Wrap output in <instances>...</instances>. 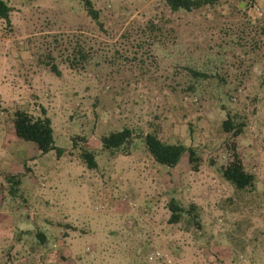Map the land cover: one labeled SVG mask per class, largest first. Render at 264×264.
<instances>
[{"label":"rangeland","instance_id":"obj_1","mask_svg":"<svg viewBox=\"0 0 264 264\" xmlns=\"http://www.w3.org/2000/svg\"><path fill=\"white\" fill-rule=\"evenodd\" d=\"M4 1L0 264H163L157 251L173 264H264V0L199 12L90 0L96 17L82 0ZM79 48L89 60L69 68ZM17 110L50 118L51 149L15 135ZM227 118L242 124L236 151L254 174L244 188L222 175ZM124 127L127 144L102 146ZM147 132L186 151L160 163ZM6 174L19 177L17 191Z\"/></svg>","mask_w":264,"mask_h":264},{"label":"trees","instance_id":"obj_2","mask_svg":"<svg viewBox=\"0 0 264 264\" xmlns=\"http://www.w3.org/2000/svg\"><path fill=\"white\" fill-rule=\"evenodd\" d=\"M84 6L88 12L94 17L97 16V11L93 9L90 0H82ZM166 6L172 11H186V12H199L206 7H213L218 4L219 0H162ZM250 2H256V0H250ZM11 7L4 1L0 0V18H9ZM77 54H73L71 57H67V64L69 68L75 69L78 66H84L85 62L89 60L86 51L82 49H76ZM50 69L59 74V70L53 63ZM192 72V70H190ZM199 73L198 71H194ZM44 112V111H43ZM14 133L19 138L24 140L33 141L40 152H46L53 146V129L51 126V120L47 116L34 117L33 115L17 110L15 112ZM224 130L230 132L231 135L226 141V147L229 152V160L222 166V175L237 188H244L248 185H252L254 174L245 169V164L242 157L236 151V137L242 129V124H236L230 118L224 120ZM133 135V129L124 127L122 130L111 132L107 136L102 138V146L107 149H118L122 145L127 144ZM144 141L148 151L154 160L166 164L168 166L174 165L181 154L186 151L185 147L181 144H168L161 141L154 133L147 132L144 135ZM60 155L61 149L57 150ZM188 160L193 162V168H198V156L194 150H187ZM79 158L87 164L89 168L96 166L94 152L90 149H82L79 153ZM5 179L12 185V191L15 192L18 189L20 179L17 175L6 174ZM168 207L171 211V215L168 219L170 223H176L180 219L181 206L177 201L171 199L168 203ZM42 240L44 237L42 236Z\"/></svg>","mask_w":264,"mask_h":264},{"label":"built area","instance_id":"obj_3","mask_svg":"<svg viewBox=\"0 0 264 264\" xmlns=\"http://www.w3.org/2000/svg\"><path fill=\"white\" fill-rule=\"evenodd\" d=\"M155 257L157 259H161V263L163 264H173L172 261H171V258L167 255V254H161L160 252H155Z\"/></svg>","mask_w":264,"mask_h":264}]
</instances>
